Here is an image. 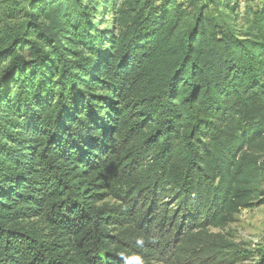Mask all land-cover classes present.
Returning a JSON list of instances; mask_svg holds the SVG:
<instances>
[{"label": "trees", "instance_id": "16d2710c", "mask_svg": "<svg viewBox=\"0 0 264 264\" xmlns=\"http://www.w3.org/2000/svg\"><path fill=\"white\" fill-rule=\"evenodd\" d=\"M25 13L0 35V264H264L213 231L264 205V0Z\"/></svg>", "mask_w": 264, "mask_h": 264}, {"label": "rangeland", "instance_id": "374dc122", "mask_svg": "<svg viewBox=\"0 0 264 264\" xmlns=\"http://www.w3.org/2000/svg\"><path fill=\"white\" fill-rule=\"evenodd\" d=\"M32 0H0V35L3 29L14 30L22 26L26 19L25 9ZM105 22L110 20V11ZM9 30V29H8ZM227 236L236 243L243 244L246 251L264 248V205L242 210L234 221L221 230H213ZM252 262V261H249Z\"/></svg>", "mask_w": 264, "mask_h": 264}, {"label": "clouds", "instance_id": "9594fccd", "mask_svg": "<svg viewBox=\"0 0 264 264\" xmlns=\"http://www.w3.org/2000/svg\"><path fill=\"white\" fill-rule=\"evenodd\" d=\"M138 243L142 244L143 241H139ZM137 264H143L142 260L139 257H137Z\"/></svg>", "mask_w": 264, "mask_h": 264}]
</instances>
